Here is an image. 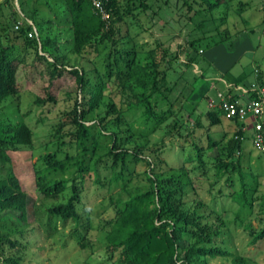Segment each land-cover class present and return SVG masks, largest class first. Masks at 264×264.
<instances>
[{
    "label": "rangeland",
    "instance_id": "1",
    "mask_svg": "<svg viewBox=\"0 0 264 264\" xmlns=\"http://www.w3.org/2000/svg\"><path fill=\"white\" fill-rule=\"evenodd\" d=\"M132 1L136 7L132 15L125 16L124 22L120 23L118 43H104L97 47L96 52L89 50L81 56L67 52L64 41L69 37V31L63 20L66 14L62 0H8L0 3V47H7L9 57H21L24 66L21 68L20 64L16 74V81L22 86L21 91L0 102V123L22 122L32 132L30 146L7 151L13 174L27 196L26 222L29 225L22 229L20 239H14L13 247L0 250V264H9L5 258L11 255L18 258L19 264H107L105 258L100 259L98 256L105 244L103 236L108 227L105 222L115 215V203H111L110 198L121 199L125 196L118 188L113 190L107 186L111 171L110 157H102L96 164L98 181H94L95 172L92 170L75 172L82 176L76 180V183H80L76 203L77 222L67 220L62 223L61 219L50 217L48 208L63 202L69 189L66 187L53 198L43 197L34 186L33 168L42 165L39 157L46 152H55L59 158L65 153L76 155L74 144H67L66 141L58 144L55 128L58 123L67 122L62 113L71 108L74 96L78 99L79 94L71 81L66 83V80H62L54 85L55 103H33L41 79L36 75L30 83L29 74H24L25 69H30L33 64V52L29 50L24 55L22 39L16 37V29L9 23L12 19L28 23L27 18L32 23L52 21L51 25L42 26L43 34L55 35L62 43L61 54L65 56L67 65H75L85 72L88 91L98 82H104V96L94 116H101L106 104L112 103L122 113L121 118L127 128L131 125L130 140L125 146H141L142 155L157 170L182 164L188 168L189 176L194 181V190L186 187L188 193L182 195L183 208L187 211L195 208L210 223L218 222L212 220L214 214L220 216L223 221L219 226L222 235L215 238V243L244 257L247 264H264V240L249 244V230L244 227L245 223H249L253 230L264 226V198H261L264 195V152L256 150L251 142V117H246L249 125L243 131L240 144V175L236 165L227 173H217L214 168L215 152L205 149L207 135L214 140L219 139L218 146L225 145L234 134L233 123L221 117L219 126L208 128V120L204 116L208 100L217 101V92L224 94L229 88L231 93L244 97L251 91L252 85L255 87L259 81L264 84V0H223L212 9L202 8L198 0ZM120 2L124 3L123 0ZM239 2L245 4L241 12L237 10ZM195 38L193 45L188 46L187 40ZM221 38L222 41H219ZM156 40L168 47L170 56L176 52L177 45L180 50H177V56L171 61L166 73V86L172 87L171 91L164 97L157 94L149 99L147 105L151 114L145 118L147 114L142 115L144 108L136 103L139 89L132 82L123 80L119 90L112 67L108 70L110 76L107 79L102 75L108 50L117 54L119 49L133 46L138 55L155 48ZM107 59L111 61L112 58ZM117 66L123 69L120 58ZM206 75L213 77L202 79ZM197 84L202 85L201 91L206 90L199 98H194L199 93ZM191 108L193 112H190ZM198 112L202 115H198ZM154 116L161 118L157 122ZM196 119L200 125L195 124ZM114 127L119 128L122 136L127 134L121 131L122 125ZM69 128L70 125L62 124V131ZM66 139L68 137H64ZM194 145L203 148L201 167H197L194 159ZM187 157L190 158L189 162L185 161ZM125 165V169L132 170V173H139L148 167L143 162H134L130 156L126 157ZM119 167L116 164L113 170L117 171ZM240 178L248 196V204L235 215L237 205L229 194L241 187ZM198 201L202 202L201 206H197ZM115 257L116 253L112 258ZM208 262L231 264L222 257L210 258Z\"/></svg>",
    "mask_w": 264,
    "mask_h": 264
},
{
    "label": "trees",
    "instance_id": "2",
    "mask_svg": "<svg viewBox=\"0 0 264 264\" xmlns=\"http://www.w3.org/2000/svg\"><path fill=\"white\" fill-rule=\"evenodd\" d=\"M62 1L66 14L63 20L67 23L69 31V37L64 43L67 44V52L76 56L84 55L89 50L96 52L97 47L104 43L113 45L118 43L120 23L124 22L125 16L132 15L136 7L132 0H123V4L121 0H102L103 8L107 12V18L103 19L92 9L88 0ZM198 2L203 5L202 8L212 9L223 0H198ZM244 5L243 2H239L238 12L243 10ZM9 23L14 26L18 22L12 19ZM47 24L51 25L52 21L18 23L15 32L16 37L22 39L21 49L24 55L29 50L33 52L31 57L33 64L31 68L29 66L30 69H25L24 74L26 76L29 74L30 83L35 80L36 75L41 79L33 99L35 105L55 103L54 85L57 81L66 80V83L71 81L79 94L78 99L76 95L74 96L71 108L62 113L67 119V122L62 124H68L70 128L62 131L61 123L55 128L58 144L64 141L67 144H74L77 149L76 155L70 156L65 153L59 158L56 157L55 152H46L39 157L42 165L33 168L34 186L43 197L53 198L62 193L66 187L69 189V194L63 202L48 208L50 217L59 218L62 223L67 220L77 222L79 216L76 203L79 199L80 183H76V180L82 176L75 172L92 170L95 172L94 181H98L96 164L102 157H110L111 171L106 184L110 189L118 188L125 196L121 199L110 198L111 203H115V215L105 222L108 227L103 236L105 244L99 253L100 259L105 258L107 264H210L208 259L222 257L231 264H247L244 257L231 253L215 243V238L222 235L219 226L223 221L219 215L214 214L212 218L215 222L218 221L215 224L208 222L207 218L197 213L195 208L191 211L183 208L182 195L188 193L186 187L189 186L192 191L194 190V181L189 176L188 168L182 164L157 170L155 165L142 155L141 146L136 144L132 148L125 146L130 140L131 125L127 128L121 118L122 113L112 103L106 104L103 114L95 118L94 111L104 96L102 93L104 82L91 86L89 91L86 89L85 85L88 81L85 72L75 65H67L68 62L64 61L65 56L61 54L62 43L55 38V35L43 34L42 26ZM29 31L32 32L31 37L26 35ZM194 40L196 38L188 39V46L191 47ZM219 41H222V38ZM6 48L0 47V102L7 96L18 95L22 89L21 84L16 81L20 64V67L24 68L21 63L22 58L9 57ZM155 48L159 51L157 52ZM155 48L147 49L138 55L133 46L119 49L117 54L108 50L105 56L107 63L104 65L102 75L107 79L110 76L108 70L112 67L119 90L122 88L123 80L132 82L139 89L136 103L144 108L142 115L147 114L145 118L151 114L147 105L149 99L157 94L164 97L171 91L172 87L166 86V73L171 61L177 56V50H180V46L177 45L176 52L170 56L168 47H164L163 42L159 40H156ZM109 57L112 58L111 61L107 59ZM119 58L123 61L122 70L117 66ZM262 85L263 82L259 81L256 86ZM221 95L224 99L242 102L255 98L256 91L247 92L242 101H239V94L230 91ZM218 103V98L212 106L207 102L208 108L204 116L208 120V128L219 126L221 117H224L233 123L234 134L223 146H218L219 139L214 140L207 135L205 149L215 152L214 168L217 173H227L236 165L237 171L242 175L239 167L240 144L245 128L243 129V123L236 117L227 116ZM193 111L194 109L191 108L190 112ZM199 114L202 115L198 112ZM159 118L161 116H154L157 122ZM195 124L200 125L199 120L196 119ZM119 125L123 126L121 131L127 133L124 136L117 128ZM262 136L264 143V133ZM64 137L68 139L64 140ZM252 137L253 129L251 142ZM31 140L32 132L24 123H0V168L3 175L0 178V250L13 247L14 239H20L22 229L29 225L26 222L27 196L13 174L7 151L28 147L31 145ZM193 148L197 167H201L203 148L197 145ZM127 156H130L134 162L147 164L148 167L139 173L126 170ZM185 161L189 162L190 158L187 157ZM116 164L120 166L117 171L113 170ZM226 178L229 179V175ZM68 181H70L69 185ZM240 182L241 187L229 194L237 205L235 215H238L248 204L242 178ZM261 198H264V195ZM196 204L201 206L202 202L198 201ZM49 222L50 219L47 223ZM244 227L249 230V244L264 240V226L253 230L249 223H245ZM20 247L25 248L21 245ZM114 253L116 257L112 258ZM5 259L9 264H19L18 258L14 255Z\"/></svg>",
    "mask_w": 264,
    "mask_h": 264
},
{
    "label": "built area",
    "instance_id": "3",
    "mask_svg": "<svg viewBox=\"0 0 264 264\" xmlns=\"http://www.w3.org/2000/svg\"><path fill=\"white\" fill-rule=\"evenodd\" d=\"M92 9L97 12L101 18H107V12L104 10L102 5V0H88ZM18 23H15L14 28L17 27ZM28 37H31L32 32L29 31L26 34ZM251 91H256V97L252 99H247L242 102L237 100L230 101L224 99L221 93H216V98H218V106L225 112L227 116H234L239 121L243 123V129L249 124L253 129L252 144L256 150L264 152V143H263V133H264V87L255 86L250 87ZM208 105L212 106V99L208 100ZM250 116L251 121L248 124L246 122V117ZM263 116V117H262Z\"/></svg>",
    "mask_w": 264,
    "mask_h": 264
},
{
    "label": "crops",
    "instance_id": "4",
    "mask_svg": "<svg viewBox=\"0 0 264 264\" xmlns=\"http://www.w3.org/2000/svg\"><path fill=\"white\" fill-rule=\"evenodd\" d=\"M4 2V0H0V3L1 2ZM27 22L28 23H30V19H28L27 18ZM19 23V22H18ZM214 72V71H213ZM215 73V72H214ZM209 75H212V74H209ZM209 75H206L204 78H202V79H205L206 78V80H208V79H212V77L213 76H210L209 77ZM221 76V75H220ZM204 85V84H203ZM226 85H227V82H226ZM197 88H198V91H199V93L197 94V95H195V97L194 98H199V96L203 93V92H205V90H206V88L205 89H203L202 91H201V89H202V85L201 84H197V86H196V90H197ZM204 88V87H203ZM227 91H230V89L229 88H227ZM231 92V91H230ZM245 97V96H244ZM244 97L241 95V94H239V100H243L244 99Z\"/></svg>",
    "mask_w": 264,
    "mask_h": 264
}]
</instances>
